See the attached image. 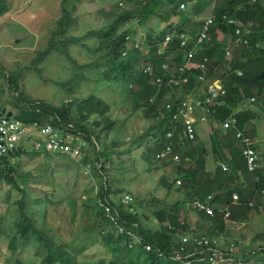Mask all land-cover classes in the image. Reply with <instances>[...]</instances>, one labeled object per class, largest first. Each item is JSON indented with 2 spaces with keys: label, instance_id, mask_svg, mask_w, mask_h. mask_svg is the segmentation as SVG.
<instances>
[{
  "label": "trees",
  "instance_id": "trees-1",
  "mask_svg": "<svg viewBox=\"0 0 264 264\" xmlns=\"http://www.w3.org/2000/svg\"><path fill=\"white\" fill-rule=\"evenodd\" d=\"M125 1L133 2V6L106 12L109 17L101 21L99 28L74 35L71 29L75 20L68 7L81 0H62L56 28L47 48L38 55L41 60L52 53L65 57L72 72L59 85L74 98L54 105L26 97L18 92L20 75L0 74L14 97L11 104L17 110L13 119L25 124L50 123L79 134L84 144L87 143L84 149L89 150L81 163L88 161L99 179V191L83 200L85 234L79 233L70 242L57 234L44 218L48 206L55 203L54 186H50L49 192L42 190V196H29L36 191L37 183L28 187L29 174H21L11 162V158L23 154L38 157L43 153L23 151L22 146H17L1 156L0 180L10 186L8 198L11 191L15 192L9 206L14 231L8 247L12 251L22 246L33 247V255L41 258V264H77L79 253L86 246L96 244L102 253V259L96 264H264V241L251 245L254 249L249 250L240 244L238 236L229 251L228 246L221 243L222 234H219L224 229L229 234L228 221L236 223L248 219L252 213L264 214V203L256 196L264 188V163L255 173H250L242 154V147L253 148L250 138L245 144L234 135L243 134L247 129L244 126L256 116L239 108L254 95L253 89L258 94L264 92V4L261 0L215 2L214 24L205 31L209 37L196 43L197 34L203 31V20L194 17L213 0ZM119 2L115 3L116 7ZM184 2L187 7L180 10L179 4ZM9 8L7 0H0V16ZM152 16L164 23L162 28L155 34L150 31L142 40L135 38L136 46L128 48V40L136 31L124 28L126 23L144 25ZM225 16L232 17L238 24L227 23ZM181 33L187 36L186 50L197 46L192 57L196 66L184 70H179L185 58L180 46ZM141 46L149 51H143ZM165 62H171L167 69L162 68ZM149 65L150 72L147 71ZM84 69H96L95 81H102L108 88L113 82L124 86L128 95L126 101L129 102V96L133 98L125 104L124 111L141 110V117L148 121L147 127L141 132L128 133V116L112 118L109 102L92 92L76 95V89L86 79ZM156 77L161 79L160 83L155 82ZM171 78L176 84L169 82ZM215 80L220 81L223 93L219 92L212 103H207V116L213 122L209 134L210 152L218 161L213 169H207L209 150L196 135L192 139L185 136L183 122L174 120L173 114L182 106L179 93L201 102L206 97L205 87ZM20 102L23 106H19ZM4 107L0 105V113ZM237 109L236 131L222 129L221 123ZM170 131L171 136L167 138ZM37 139L41 138L37 136ZM256 144L258 146V142ZM167 145L171 146L167 157H157ZM223 148L227 149L226 154ZM132 149H141V163L147 172L168 169L158 177V183L165 190L163 198L167 200L171 196V203L149 195L152 208H148L146 195L126 191L137 179L136 171H127L124 166ZM99 162L101 167L97 169L95 163ZM240 177L250 186L246 195L239 189ZM235 193L238 194L236 201L232 197ZM125 195L129 199L123 201ZM207 196L211 198L207 200ZM252 196L256 200L253 208L248 205ZM30 197L33 210L29 213ZM73 202L68 200L72 208ZM195 202L209 206L213 215L196 207ZM106 206L115 221L105 215ZM222 210L229 213L228 218L224 219ZM37 217L42 219L37 221ZM150 218L152 225L148 224ZM202 238L207 243H198ZM104 252L109 254L107 259ZM259 255L263 258H256ZM15 264L25 263L16 260Z\"/></svg>",
  "mask_w": 264,
  "mask_h": 264
},
{
  "label": "rangeland",
  "instance_id": "rangeland-1",
  "mask_svg": "<svg viewBox=\"0 0 264 264\" xmlns=\"http://www.w3.org/2000/svg\"><path fill=\"white\" fill-rule=\"evenodd\" d=\"M117 1L119 0H81L80 3L71 4L68 7V11L75 20L71 34L81 35L89 29H97L102 25L101 21L109 17L106 12L117 9L119 11L120 9L131 8L133 6V2L120 0L121 3L119 2L120 4L116 7L115 3ZM202 1L208 2L209 0ZM61 2L62 0H7L10 7L9 11L0 16V74L1 72H5V74L17 73L20 75L18 92L23 93L26 97L44 100L54 105H59L75 97H70L69 93L59 85L60 82L67 80L72 72V66L65 60V57L58 53H52L41 60L38 55L42 50L47 48L51 33L56 28V21L61 16ZM195 2H199V0H195ZM210 8L211 3L200 14L195 16L194 19L201 20L209 14ZM167 9H170V7H167ZM98 11H101V13L99 14ZM162 25L164 23L158 22L157 17L152 16L144 25L128 22L124 28L130 27L136 31L135 35L131 36L132 39L139 38V40H142L150 31L155 34L156 30L162 27ZM232 46H235L234 43ZM141 48L145 52L149 51V49H144L142 46ZM73 53L77 55L76 49L73 50ZM174 57L175 55L170 56L167 60ZM185 62L184 58L183 65ZM173 68L169 71L172 72ZM148 70H151L150 65ZM83 73L86 79L76 89V95L79 92H82L84 95L87 92H92L100 96L104 101L109 102L112 118L115 119L119 116L118 118L122 119L128 116L126 122L128 133H132V131L141 132L142 129L147 127L148 121L141 117V110H136L135 113L124 111L125 104H128L133 99L132 96H129V102L126 101L128 95L124 90V86H119L116 82H113V84H110V88H108L107 84H104L102 81H95L97 75L96 69H84ZM252 91L254 95L245 101L239 109L248 115L255 114L256 112L260 113L256 114L255 118H252L244 126L247 128L245 131L243 130L245 136L242 133H240L239 137H236V133L234 135L239 140L244 138L248 141V137L250 138L252 147L258 153L259 166H261L262 162L264 163V92L258 94L255 92V89ZM18 92L13 93L16 94ZM178 98L184 99V96L179 93ZM13 100L12 91L8 90L5 78L0 75V105L5 106L7 111L8 109L12 110V116L15 115L17 110L11 104ZM163 101L168 103L170 99H163ZM19 106H23L22 102L19 103ZM239 109L231 113L230 116H235ZM231 110H234V108ZM207 123L211 124L210 121ZM251 124H254V126L249 127L248 125ZM230 128L232 126L228 127V129ZM207 130L209 128L205 123L199 127L200 133ZM183 134L185 135L184 130ZM199 140L209 150L206 157V168L213 169L218 159L210 152L209 137L201 134ZM32 143L33 140L21 141L17 146H22L21 150L23 151L28 150L29 152H33ZM140 151L141 149H132L131 155L126 158L124 164L126 170L130 172L136 171L137 174V179L127 186L126 191L132 194L146 195V200L149 202L148 208H152V204H150L152 198L149 195L156 196L158 200H166L163 198L165 190L160 187L158 177L162 173L168 172V169L165 171L157 169L147 172L141 163ZM222 151L225 154L227 153L226 148H223ZM41 155L33 157L32 154H23L22 156L11 158V162L14 163L13 165H15V168L21 174H29L28 187H32V183L34 182L37 183L36 191L30 192L29 196H42V190L49 192L50 186H54L55 203L52 206H48L44 218H46V223L51 225L57 234L71 242L72 237H76L79 233L85 234V231L82 230L83 225L86 224L85 219L82 218L84 211L83 200L95 195L99 191V179L95 177L94 168L91 169V173L88 175V173L84 172L82 163L79 164L67 155H56L54 157H46L44 153ZM98 167L99 163L95 168L98 169ZM9 188L10 186L5 181L0 180V264H15L16 260L25 264H41V258L33 255V247L22 246L15 251L10 250L8 247L9 239L14 231L12 225L13 219L9 213L12 211V208H9V206L12 196L15 195V192L11 191L8 198L7 193ZM29 191L32 190L29 189ZM31 197L29 199V213L33 210L30 202ZM68 200L74 201L72 203L73 208L70 206L71 203L68 204ZM253 200L255 201V197ZM167 201H171V196L167 197ZM39 219L42 218L37 217V221ZM263 220L264 214L256 213L244 221H237L236 223L228 221L226 226L236 229L230 231L229 234L224 232L221 235L223 237V244L228 246V249L231 251L232 242L239 236L240 238L238 239L243 240L246 248L249 250L254 249L250 248V246L264 241ZM152 223L154 222L150 218L148 224L152 225ZM119 224L123 226L121 223ZM241 235L244 237H241ZM82 242L87 244L85 240H82ZM103 256L107 259L109 254L104 252ZM101 259L102 253L100 248H98V244H96L86 246V249L79 253L76 263L96 264Z\"/></svg>",
  "mask_w": 264,
  "mask_h": 264
},
{
  "label": "built area",
  "instance_id": "built-area-1",
  "mask_svg": "<svg viewBox=\"0 0 264 264\" xmlns=\"http://www.w3.org/2000/svg\"><path fill=\"white\" fill-rule=\"evenodd\" d=\"M185 5L183 3L180 4V8H184ZM225 19V18H224ZM227 23L236 25L237 22H235L232 18H226L225 19ZM213 17H207L205 21L203 22V31H201L199 34H197L196 43H200V41L205 38L207 39L209 37L208 33L205 31L208 30V28H211L214 24ZM238 31V29H237ZM180 37L182 38L180 42V46L182 47L184 54H185V64L182 65V67H179V70H184L187 68L195 67L196 65L192 62L193 54L195 53L197 46L196 44L193 45V47L189 50H186L187 45V36L185 33H181ZM128 38V37H127ZM167 40V38H166ZM129 43L127 44V47H133L136 46V43H134V39L131 37L129 38ZM125 54V51L122 52V55ZM228 54V52H227ZM163 69H167V64H162ZM147 71L148 70L147 67ZM155 81L157 83L161 82V79L159 77L155 78ZM170 83L176 84L175 79H170ZM223 93L222 85L218 80L212 81L210 84L206 86V90L204 94L206 97L204 98V103H212L214 98L218 95V93ZM185 101L182 104L181 108L178 109V111L173 114V119L176 121H182L184 124V128L186 134L189 136V138L193 137L194 133V127H193V120L191 118V114L193 113V110L195 107H200L201 102L199 99L195 100L190 96L185 97ZM235 119L233 117H229V119L225 122H223L222 127L228 128L232 124H234ZM37 136H39L41 139H37ZM167 137L171 136V131L166 134ZM240 133H236V137H239ZM27 140H33V151L35 152H42L44 154H48L51 156L56 155H67L70 158L74 160H80L83 153H84V141L80 137L79 134H74L72 131H68L63 126H55L50 123H44L40 124L39 122H33L30 124L22 123L21 121L7 118L6 116H0V157L3 155H6L11 150H14L15 147L20 144L21 141H27ZM243 143H247V139H242ZM170 150V146L167 145L165 149L157 155V157H166L168 152ZM242 154L244 158L246 159V164L248 170H253L256 165V152L254 149L250 147H245L242 149ZM224 168V165H222ZM84 172L89 174V165L85 164L83 167ZM263 196H264V189L262 190ZM123 201H126L129 199L128 195L123 196ZM233 199H236V194L232 196ZM211 196H207L206 199L209 200ZM196 207L203 208L209 215H213V210L204 204H200L198 202L194 203ZM111 210L108 208V206L105 207V215L109 216L111 220L115 221V218L111 216ZM224 217L226 218L229 213L227 211H223ZM207 243V240L202 238L198 243ZM230 251V250H229ZM188 264V262L186 263Z\"/></svg>",
  "mask_w": 264,
  "mask_h": 264
},
{
  "label": "clouds",
  "instance_id": "clouds-1",
  "mask_svg": "<svg viewBox=\"0 0 264 264\" xmlns=\"http://www.w3.org/2000/svg\"><path fill=\"white\" fill-rule=\"evenodd\" d=\"M215 2H221V0H213V2L211 3V8H210V11L207 13L208 15H206L205 17H203L201 20H203V22L205 21V19L207 18V17H213L214 15H212V9H213V7H214V4H215ZM181 4V3H180ZM180 4H179V8H180ZM184 5H185V7L184 8H180V10H184V9H186V7H187V4H186V2H184L183 3ZM228 16H225V18H227ZM230 18H232V17H230ZM233 19V18H232ZM157 78V77H156ZM156 82V81H155ZM220 82V81H219ZM211 83V82H210ZM210 83H208V84H210ZM206 88V87H205ZM182 94V93H181ZM183 95V94H182ZM184 96V99H180L181 101H182V104L184 103V101H185V95H183ZM179 99V98H178ZM181 104V105H182ZM207 107H208V104L207 103H204V100L201 102V104H200V107H195L194 108V110H193V113L191 114V118H192V120H193V127H194V133H193V136L194 135H196L197 137L199 136V138H200V135H199V127L202 125V124H207L208 125V128H209V131L206 133V136H208L209 137V134H210V132H211V128H212V126H213V122H211L209 119H208V109H207ZM4 112L2 113H0V116H6V113L7 112H10L11 113V115L9 116V117H7V118H12L13 119V116H12V110H10V109H8V111H7V109H6V107H4ZM230 117H233L234 119H235V122H234V124H232L231 126H232V128L236 131V129H235V124H236V118H235V116H230ZM229 118H226V119H224V121L223 122H225V121H227ZM208 121H210L211 122V124H208L207 122ZM180 122V121H179ZM223 122L221 123V126H222V124H223ZM184 128V127H183ZM222 129H228V128H223L222 127ZM184 130V132H185V129H183ZM237 133V132H236ZM185 136H188L187 134H186V132H185ZM245 136V135H244ZM167 137V136H166ZM189 137V136H188ZM168 138V137H167ZM193 138V137H192ZM191 138V139H192ZM198 138V139H199ZM242 141V140H241ZM243 142V141H242ZM170 146V145H169ZM85 147V146H84ZM83 147V148H84ZM171 147V146H170ZM243 148H245V147H242V149ZM251 148V147H250ZM165 149V148H164ZM163 149V150H164ZM252 149H254V148H252ZM162 150V151H163ZM255 150V149H254ZM84 151V153H83V155H82V157H81V159L80 160H75L76 162H78L79 164H81V161H82V159H83V157L86 155V154H88V152H89V150H88V148L86 149H84L83 150ZM255 152H256V150H255ZM161 153V152H160ZM159 153V154H160ZM51 156V155H50ZM256 156H257V159H256V165H255V167H254V169L251 171V170H248V168H247V164H246V159H245V164H246V169L250 172V173H255L256 171H257V169L259 168V163H258V160H259V156H258V154H257V152H256ZM167 157V156H166ZM101 162H99V167H98V169L101 167V164H100ZM85 164H88L89 165V174L88 175H90V173H91V169H92V166H91V164L88 162V161H86L85 162ZM85 164H83L82 163V165H83V167L85 166ZM98 163H95V167H96V165H97ZM242 178V177H241ZM241 182H243V185H245L244 186V189H247V187H248V183L242 178L241 180H240V183ZM264 188H262V189H260L258 192H257V195L256 196H258V198H259V200L262 202V203H264V196H263V193H262V190H263ZM243 191H245V190H243ZM236 194V193H235ZM234 194V195H235ZM233 196V195H232ZM236 199H234V201H236L237 199H238V194H236ZM254 197L255 196H252V198H250L249 199V201H248V205L250 206V207H254L255 206V203H256V200L254 201L253 199H254ZM223 211H225V210H222V212ZM251 213H252V211H251ZM256 213H252V215H250V216H253V215H255ZM263 214V213H262ZM226 218H228V217H226ZM225 217H224V219H226ZM229 222H231V221H229ZM263 222H264V220H263ZM240 244L241 245H244V246H246V244L243 242V240H240ZM256 258H263V257H261L260 255L259 256H256Z\"/></svg>",
  "mask_w": 264,
  "mask_h": 264
},
{
  "label": "crops",
  "instance_id": "crops-1",
  "mask_svg": "<svg viewBox=\"0 0 264 264\" xmlns=\"http://www.w3.org/2000/svg\"><path fill=\"white\" fill-rule=\"evenodd\" d=\"M262 1V3L264 4V0H261ZM263 105H264V103H263ZM260 112H256V114L258 115ZM249 127H251V126H254V124H251V125H248ZM209 130H207V131H204L203 133H199V135H201V134H203V135H206V133L208 132ZM256 143H257V140H256ZM258 154V153H257ZM244 186L245 185H243V182H241L240 183V187H239V189L241 190V192L243 193V194H247L248 192H249V189H250V186H249V184H248V186H249V188L248 189H244ZM243 190H246L245 192L243 191ZM236 229V228H235ZM234 228L233 229H230L231 231H234L235 230ZM225 230V229H224ZM222 231L221 233H219V234H223L224 232L225 233H227V231ZM241 237H244V236H242L241 235ZM223 238V237H222ZM241 240V239H240ZM221 243L223 244V240L221 241ZM224 245V244H223Z\"/></svg>",
  "mask_w": 264,
  "mask_h": 264
},
{
  "label": "water",
  "instance_id": "water-1",
  "mask_svg": "<svg viewBox=\"0 0 264 264\" xmlns=\"http://www.w3.org/2000/svg\"><path fill=\"white\" fill-rule=\"evenodd\" d=\"M4 112V110H2V113ZM11 115V113L10 112H7L6 113V117H9Z\"/></svg>",
  "mask_w": 264,
  "mask_h": 264
},
{
  "label": "bare ground",
  "instance_id": "bare-ground-1",
  "mask_svg": "<svg viewBox=\"0 0 264 264\" xmlns=\"http://www.w3.org/2000/svg\"><path fill=\"white\" fill-rule=\"evenodd\" d=\"M163 26V25H162ZM162 28V27H161ZM161 30H163V29H161ZM219 96V95H218ZM217 97V96H216ZM15 150V149H14ZM11 154V153H10ZM222 165V164H221ZM233 258V257H232ZM230 259V258H229ZM228 261V260H227Z\"/></svg>",
  "mask_w": 264,
  "mask_h": 264
}]
</instances>
